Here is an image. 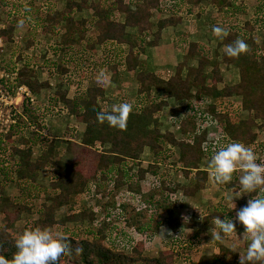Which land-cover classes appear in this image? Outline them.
Returning <instances> with one entry per match:
<instances>
[{
    "label": "rangeland",
    "instance_id": "1",
    "mask_svg": "<svg viewBox=\"0 0 264 264\" xmlns=\"http://www.w3.org/2000/svg\"><path fill=\"white\" fill-rule=\"evenodd\" d=\"M129 1L132 2V0ZM233 2L236 7L234 12H237V15L227 18L224 14L217 13L213 0H163L162 7L155 11L152 18L154 24L162 17L180 15L184 17L185 21L192 23V31L184 32L181 30L180 36L177 35V38H174L175 44H178L176 48L185 50L191 42L197 41L198 38L203 39V51L208 53L213 63L207 68V75L209 76L207 84L211 82V71L216 64L220 66L223 76V82L218 85L219 90L240 82L237 60H234L233 65H228L223 60L226 55L224 39L229 33H237L238 38L246 43V52L239 55L242 59L245 57L244 62L247 61V58L257 57L258 63H264V0H234ZM65 7V0H0V28L14 26L12 42L6 43L0 39V96L1 91L5 92L7 89V85L12 89V85L14 86V83L17 82V79L13 78L14 69L16 68L18 71L24 66H28L36 73L38 82L47 81L50 85L49 88L42 89L40 93H34V103L24 98L21 102L14 103L12 108L0 106V140L2 141L0 143V187H4L5 192L10 196L17 197L19 195L16 183L19 176L17 170L20 157L14 153L13 144L8 142L6 138L8 135H14L17 146L24 144L23 140L31 137H37L41 142L61 138L62 141H58L59 143L55 146L54 159L67 164L72 161L73 144L75 143L71 141L72 139L77 141L76 144L78 145L88 146L96 150L106 152L110 149L109 145L102 146L97 142L100 129H96L97 125L92 126L90 124L93 117L89 115L88 118L86 116L89 124L81 122L60 99L55 101L51 99L55 92L66 91L68 98L86 103V98L81 96H86L84 92L89 86L98 84L105 86L107 91L106 103L104 101L101 103L99 112L110 111L114 105H119L122 102L131 103L133 110L129 114L126 128L122 131L132 140L139 139L156 129H160L162 132L178 133V123L182 118V113L176 110L180 108L178 105L182 102L185 103L182 107H187L185 101L180 100L182 102L179 101L177 104V100L173 99L163 110L147 113V109L148 111L151 110L153 105L162 101L163 97L160 92L154 91L150 101L145 98L137 100L138 96L126 94L127 91L124 92L112 86L109 87L112 70L108 66L110 63L119 61L120 57L128 51V44L123 45V47L109 45L105 49L95 47L93 50L89 46L94 44L96 36L103 30L102 27L106 21L113 19L123 23L125 16L117 11V6L113 2L91 1L85 5L82 11L64 16L62 13ZM224 11H226V7H224ZM65 17H72L73 22L67 23L64 20ZM246 21L251 22L253 30L245 28ZM196 23L199 24V28L195 26ZM213 26L223 29L222 33L220 35L214 34L212 32ZM125 33L127 43L139 42L141 39L137 30H133L131 27H126ZM189 36L191 38H188ZM121 58L123 59V57ZM197 60V57L191 59L188 62V67H196ZM98 66L101 67L100 72L97 70L99 69ZM169 71H171L170 74H175V69L172 68ZM101 74H103V78H101ZM166 76L168 78V74ZM128 86L129 83H127L126 89L129 88ZM8 91L7 93L15 97L12 94L13 91ZM220 100V108L231 114L239 115L238 119L240 120L248 118V111L240 110V98L234 96L225 99L220 98ZM207 101L209 103L214 102L213 99ZM0 103L3 102L0 100ZM25 106L31 109V116L28 118L23 117ZM13 119H15L16 124H11ZM106 125L109 126L107 122ZM213 127L209 141L215 142V147L232 142L220 126L213 125ZM255 131L258 132L255 144L244 145L252 149L258 163L264 145V120H257ZM204 135L207 137L205 131L198 137ZM167 147L157 156L149 149H145L138 161L133 164L134 172L137 171L138 167H149L150 169L144 181L132 185V187H138L139 192L142 191L143 198H140L141 194L138 192H132L124 186L115 190L112 196L117 205L114 207L106 206L108 196L104 195L113 190L111 182L106 184L107 187L100 189L101 193L97 192L98 187H95L94 184L91 190H87L82 197H73L68 206L56 208V221L59 224L48 229L61 231L76 241L87 240L91 243H98L100 238L95 233L102 227L105 234L104 242L108 241L107 245L114 247L116 253L135 260L134 263L128 262V264H143L142 259L155 260L164 251L174 252L178 264H196L199 250H202L201 246L204 247L203 243H199L197 237L191 233L187 234L182 230L183 227L179 229L170 227L164 212H157L155 205L151 209L154 210L156 218L149 232L143 233L126 228L127 219L143 207L142 202L144 203L145 197H149V194L153 192L152 190L161 195L160 200L166 205L175 203V211L179 215L191 214L190 207L185 210L183 207L180 209V205H185L186 202L183 194H176L177 200L174 201L172 198L175 197L168 190L163 192L158 190L162 184L163 187H193L199 178H195V171L198 169L189 173L179 168L177 166L178 149ZM41 151V146L35 147L33 158H40ZM207 165L209 162L203 158L199 169L205 170ZM32 177H35L34 185L37 186L36 193L32 194L37 195L29 198L31 208L23 211L16 219L13 230L10 229L11 235L16 238L25 229L46 228L42 226L41 219L42 213L45 211L44 206L51 205L49 201L50 182L54 174L51 169H43L36 174L34 173ZM209 177L208 173V180ZM207 181L204 183V187H206ZM236 184L234 187H239ZM215 187L218 186L215 185ZM144 188L148 190L144 192ZM157 194L155 193L154 201L159 199ZM121 205L126 206V209H122ZM88 207L97 211L94 222L83 214L86 213ZM3 219L4 216L0 210V226ZM106 223L109 224L108 227H106ZM159 223H162V226L165 225L163 231L158 226ZM106 238H109L110 241ZM203 242L205 244L208 241L204 239ZM138 243H142L144 249L143 253L135 255L134 247ZM64 264L74 263L65 260ZM94 264H109V262L98 263L96 261Z\"/></svg>",
    "mask_w": 264,
    "mask_h": 264
},
{
    "label": "trees",
    "instance_id": "2",
    "mask_svg": "<svg viewBox=\"0 0 264 264\" xmlns=\"http://www.w3.org/2000/svg\"><path fill=\"white\" fill-rule=\"evenodd\" d=\"M66 7L63 15L66 16L73 12H80L85 8L88 2L95 0H65ZM104 2H113L117 6V11L124 14L123 23L115 20H108L102 27L103 30L96 36L94 44H90V48L95 49L96 45L108 47V45H117L122 47L128 44L129 50L123 55L124 60L122 63L129 73L136 76L138 82V99L145 98L149 101L152 99L154 91L162 94V101L157 105H153L152 109L147 113H155L163 110L168 106V100L174 99L177 101L183 100L186 102L187 107H180L176 111L185 114L178 123V133L170 131L162 132L156 129L151 133L145 134L143 137L132 140L129 136L125 135L122 130L112 128L98 122L96 123L95 114L101 110L100 102L106 100V88L101 85H92L84 92L86 96V103L77 99L68 98L66 91H57L52 96V100L60 99L62 103L77 117L86 124H89V115L93 117L90 124L100 129V136L97 142L104 145H109L110 149L106 152L96 150L84 145L73 144L72 161L67 164L58 159H54V150L56 144L59 142L57 139H48L47 141H40L37 137L24 139V144L16 145L14 135H8L6 138L8 142L12 143L14 153L20 157L18 163V182L16 183L19 195L10 196L5 192L4 187H0V210L4 216L3 223L0 226V255H4L11 259L13 253L16 251L13 237L10 229L16 223L19 215L31 208L29 198L35 196L37 186L35 184V177L33 174L39 170H52L54 177L50 182L51 191L49 201L50 206L45 205V211L42 213L41 224L43 227H55L59 223L56 221V208L68 206L73 197H82L87 190L91 187H98L97 192L101 188L107 187L106 184L111 182L112 191L107 195L106 206H115L117 203L113 196L115 190H119L124 186L128 187L132 192H138L142 195V191H138V187H132L133 183L144 181L146 175L150 172L149 167H138L134 172L133 164L138 161L140 155L144 153L145 149H149L155 156L160 155L167 148L178 149L177 166L186 172H191L194 169L195 178L197 182L193 185L194 191L204 187V183L208 180V172L200 170L199 165L203 158L210 161L212 155V145L206 144V135L198 137V124L205 121L204 114H208L214 121L218 123L221 129L227 134L230 140L237 141L246 145H254L258 138L257 120H264V71L263 64L258 63L257 57L242 59L241 57H229L225 55L223 60L228 65H233L234 60L238 62L240 71V82L234 86H226L221 90L218 85L223 82V76L220 66L216 65L211 71L210 80L207 84L208 66L212 65L211 58L208 53H204V47L197 43H191L188 47L187 57L175 69V74L169 78H164L160 74L145 72L143 70L137 71L139 68L140 60L139 51H135L138 46L156 45L160 38L162 30L169 26H174L182 20L180 15H171L159 19L156 24L152 22L155 11L162 7L163 0H102ZM234 0H213V5L217 9L218 14H224L227 18H232L237 15L234 10L236 9ZM226 7V11H224ZM72 16V15H71ZM67 23L73 22L72 17H65ZM136 28L138 36L141 38L138 42L127 43L125 28ZM245 28L253 30L250 21H246ZM14 26L0 28V39L6 43L12 42ZM152 40L147 41L149 38ZM238 39L237 33H229L225 39V45L233 43ZM203 51V52H202ZM197 57L198 64L196 67H188V59ZM243 62V63H242ZM122 63H110L108 66L114 75L118 74L119 69L123 66ZM97 69L100 72V66ZM105 67V66H103ZM124 67V66H123ZM105 69V68H104ZM184 72L186 75L184 76ZM17 73L18 85H23L29 88L33 93H40L42 89L49 88L50 85L47 81L38 82L36 73L28 66H24L20 70L14 69ZM240 98V110L248 111V118L245 120L238 119L239 115L231 114L227 110L219 107L220 98ZM213 99V103L207 104V100ZM77 100V101H76ZM58 105V103H56ZM196 108L198 110L196 111ZM201 110V117H198V111ZM253 113V114H251ZM31 116V109L25 106L23 109V117L28 118ZM87 116V117H86ZM22 120V119H21ZM99 125V126H98ZM98 129V130H99ZM27 140V141H26ZM0 143L2 141L0 140ZM41 146L42 155L38 159L33 158V149ZM132 162V163H131ZM25 168V169H24ZM152 168V167H151ZM234 172L233 174H236ZM137 178V179H136ZM136 179V181H135ZM195 179V181H196ZM237 179L234 178V181ZM234 181H230L225 185L234 187ZM137 184V183H136ZM223 185V184H222ZM104 186V187H103ZM164 185L162 184L161 187ZM111 187V186H110ZM160 190V189H158ZM178 188L168 189V192L175 194ZM145 197V207L137 210L126 221V228L134 229L138 232H149L152 223L156 218L154 210L151 209L155 205L157 212H164L166 221L173 229L181 227L194 226L192 220L184 221L183 216L175 211V203L166 205L160 200V194L157 191ZM155 193L159 196L158 201H154ZM189 195V190H186ZM102 195V194H101ZM157 202V204H156ZM122 209L126 206L121 205ZM152 210V211H151ZM97 211L88 207L86 213L90 221L94 222L96 219ZM149 214H151L149 216ZM159 223L158 226H161ZM109 226L108 223L105 224ZM157 226V227H158ZM100 238V242H89L87 240L76 241L72 237L65 236L70 241L73 249L76 246L81 248L77 254L74 250L71 255L65 257V260L73 261L74 264H94L109 262V264H128L134 263L135 260L128 259V257L116 253L114 247L108 246L105 241L104 228L100 227L95 233ZM109 240V238H106ZM110 241V240H109ZM144 245L138 243L134 247V254L138 255L143 253ZM226 255L229 252H225ZM142 256V255H140ZM78 258V259H76ZM111 259H113L111 261ZM119 259V260H117ZM177 256L172 251H164L155 260L142 259L143 264H176ZM111 261V262H110ZM83 262V263H82ZM198 264H231L222 261L215 256H202L199 258ZM232 264H239V261Z\"/></svg>",
    "mask_w": 264,
    "mask_h": 264
},
{
    "label": "clouds",
    "instance_id": "3",
    "mask_svg": "<svg viewBox=\"0 0 264 264\" xmlns=\"http://www.w3.org/2000/svg\"><path fill=\"white\" fill-rule=\"evenodd\" d=\"M222 31L220 27H212L216 35ZM246 50V43L239 38L225 46V53L229 57H238ZM132 110L131 103L122 102L114 105L110 111L97 112L95 115L98 122H107L110 127L123 130ZM209 169L210 177L218 185L232 181L233 173L239 169L242 173L238 177L240 192H257L244 207L236 211L234 217L225 216L221 219L218 216L214 219L215 226L209 229L212 240L223 242L224 238L237 233V225H240L243 228L239 233L240 240L250 242L244 254L239 253V264H264V162L257 163L252 149L243 143L228 142L214 146ZM182 219L189 220L187 216ZM14 247L16 251L11 259L0 255V264H64L65 257L71 255L73 250L77 254L81 251L79 246L73 249L61 231L48 228L25 229L15 239Z\"/></svg>",
    "mask_w": 264,
    "mask_h": 264
},
{
    "label": "crops",
    "instance_id": "4",
    "mask_svg": "<svg viewBox=\"0 0 264 264\" xmlns=\"http://www.w3.org/2000/svg\"><path fill=\"white\" fill-rule=\"evenodd\" d=\"M195 26L199 28L198 23H196ZM132 29L137 30L136 28H132ZM181 30L184 32H189L193 30L192 23H188L187 21H185L184 17L176 25L164 28L161 33V38L156 45L153 46L146 44L144 46H138V48L135 49V51L140 52L138 54L140 64L137 71L143 70L145 72L160 74L164 78L167 77L166 74H168V78L172 76L173 74H170L171 71L169 70H171L172 68L176 69V67L186 59L188 52L187 51L188 48L185 50H179L178 48H176L178 44L177 43L175 44L174 38H177V35L180 36L179 34L181 33ZM188 38H191V36H189ZM149 40H152V38L150 37L147 41ZM202 40L203 39L198 38V40L194 41L193 43L202 45L203 44ZM127 46L129 48V45ZM95 47L96 48L101 47L102 49H105V47L99 45H96ZM115 47H117V45H115ZM127 52H125L124 54H126ZM121 57H123V55ZM121 57L119 61H117V63H122L124 58L122 59ZM190 60L191 59H189V61ZM122 65L124 67L122 66L119 69L118 74L116 76L114 75L113 72H111L112 76L110 78L111 83L109 87L111 88L112 86L118 90L124 92L127 91L128 93L126 94L138 96L139 86L135 74L127 72L125 69V65L123 63ZM127 83H129L128 89H126ZM106 97H107V91H106ZM169 102L170 100H168V103ZM101 103L104 102H100L99 105H101ZM177 104H179V101H177ZM184 105L185 103L182 102L178 106L182 107ZM56 139L57 141H62L61 138H56ZM71 141L77 143V141L73 139ZM205 171H207L208 173L210 172L209 165H207ZM236 172H237L236 174H233L232 181H234V178H236L237 180L234 182L237 183L236 185H238L239 187H229L228 185L225 184H223L222 187H220L221 185L216 184L214 180L209 177V180L206 183V187H202L197 191H194V187H159L158 188L161 190L160 192L166 191L168 189L178 188L179 190L177 193L173 195L171 194L172 196L175 197L172 198V200L174 201L177 200L176 194H183L185 196L186 199L185 205H180V209L181 207H183L185 210L186 208L190 207L191 214L190 215L187 214V216L189 217L190 220H192L194 226L192 227L184 226L183 228L182 227L181 228L187 234L191 233L193 236L197 237L198 242L199 243L201 242L204 245V247L201 246L202 250L201 251L199 250L196 264H198L199 258L202 256H215L220 258L222 261L226 263H231V264L233 262L236 263L239 261V253L244 254L247 245L250 242L248 240H244V241L240 240L239 233L243 231V228L240 225H237V233H234L230 237L224 238L223 242L212 240V237L209 233V229L215 226L214 219L216 217L219 216L221 219H224L225 216L229 218L234 217L236 211L244 207L247 204V201L250 198H252V196L257 195V192H253L250 194L240 192L238 177L242 173L240 171L238 172V170ZM192 182H193V178H192ZM215 185L218 187H215ZM146 190L148 189L144 188L143 191L146 192ZM186 190H189V195L186 193ZM233 203H235L236 205V210L234 211H233ZM162 225L160 226L161 230L165 227V225L164 226ZM204 239L205 240L207 239L208 241L205 244L203 242ZM201 247L199 248L201 249ZM225 252H229V253L226 255Z\"/></svg>",
    "mask_w": 264,
    "mask_h": 264
},
{
    "label": "built area",
    "instance_id": "5",
    "mask_svg": "<svg viewBox=\"0 0 264 264\" xmlns=\"http://www.w3.org/2000/svg\"><path fill=\"white\" fill-rule=\"evenodd\" d=\"M134 1V0H132ZM13 78L16 79L17 78V73H14L13 74ZM12 89L10 88L9 85H7V89L5 90V92H2L1 91V96H0V100L3 102V103H0V106H3V108H5L6 106H9L10 108H12V105L15 103L17 104L16 102H21L24 98H26L28 101H30L31 103H34L35 101V96H34V93L29 90L28 87L26 86H23V85H18V82H15L14 83V86L12 85ZM8 90L10 91H13V95L15 97H13L12 95H10ZM106 103V102H105ZM207 104H209V102L207 101L206 102ZM1 109V108H0ZM198 110V108H196V111ZM198 117H201V111H198ZM182 115V118H185V114H181ZM204 117H205V121H201L199 122L198 124V134L201 135L204 131L206 132L207 134V137H206V144L208 146L212 145V150L214 149V146L216 145V143H212L213 141H209V139L211 138V129L214 128L213 125H216L217 127H219L218 123L216 121H214L212 119L211 116H209L208 114H204ZM180 120V121H181ZM203 122V123H202ZM201 123V124H200ZM11 124H16V121L15 119H13V121H11ZM204 128V129H203ZM261 157L258 159V163L260 162H264V145H263V150L261 152ZM141 198V196H140ZM142 206L145 207L146 205L142 202ZM152 211V210H151ZM123 213V212H121ZM121 238V237H120Z\"/></svg>",
    "mask_w": 264,
    "mask_h": 264
}]
</instances>
